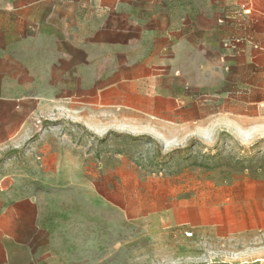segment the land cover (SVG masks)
<instances>
[{
    "label": "crops",
    "instance_id": "crops-1",
    "mask_svg": "<svg viewBox=\"0 0 264 264\" xmlns=\"http://www.w3.org/2000/svg\"><path fill=\"white\" fill-rule=\"evenodd\" d=\"M61 114L222 137L180 221L204 242L264 235V157L227 147L264 126V0H0V264L106 261L76 213L107 202L96 178L122 170L123 148L84 151L50 123Z\"/></svg>",
    "mask_w": 264,
    "mask_h": 264
},
{
    "label": "rangeland",
    "instance_id": "rangeland-1",
    "mask_svg": "<svg viewBox=\"0 0 264 264\" xmlns=\"http://www.w3.org/2000/svg\"><path fill=\"white\" fill-rule=\"evenodd\" d=\"M50 123L86 152L94 146L99 150L103 143L108 154L116 144L118 150L123 148L122 170L102 171L96 178L98 193L107 202L93 203L90 210L77 207L76 216L81 219L75 228L92 232L91 237L84 238L86 244L91 240L93 246H107L106 261L101 264H264V235L246 242H204L195 238L194 228L180 221V216L194 210L200 200L201 189L195 180L202 179L197 169L203 166L198 162L207 155H217L204 150L222 143V137L200 140L194 127L114 131L105 125L96 133L62 114L53 116ZM261 127L259 139L246 143L249 147L241 149L237 142H230V154L264 157ZM203 129L210 134L233 131L224 125ZM187 232L193 235L189 237ZM91 257V264H98L95 259L99 253L92 252Z\"/></svg>",
    "mask_w": 264,
    "mask_h": 264
},
{
    "label": "built area",
    "instance_id": "built-area-1",
    "mask_svg": "<svg viewBox=\"0 0 264 264\" xmlns=\"http://www.w3.org/2000/svg\"><path fill=\"white\" fill-rule=\"evenodd\" d=\"M193 235V233L192 232H187V236H192Z\"/></svg>",
    "mask_w": 264,
    "mask_h": 264
}]
</instances>
